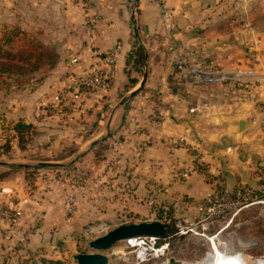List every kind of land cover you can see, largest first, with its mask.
I'll return each mask as SVG.
<instances>
[{
  "label": "crops",
  "instance_id": "0c3cea01",
  "mask_svg": "<svg viewBox=\"0 0 264 264\" xmlns=\"http://www.w3.org/2000/svg\"><path fill=\"white\" fill-rule=\"evenodd\" d=\"M263 4L264 0H87L85 5L0 0V38L16 32L13 40L25 36L59 56L31 90L8 94L0 109L12 127L17 121L32 124L41 148L56 155L68 145L85 146L84 160L89 161L85 170H68L85 175L77 188L52 181V170L29 177L24 172V179L8 162H0V202L22 209L12 224L0 218V264L40 255L62 258L63 247L86 225L104 228L133 222L137 214L148 211L149 200L155 207L173 209L170 221L177 230L166 238L170 246H176V239H196L205 252L207 241L189 231L182 236L179 223L197 222L198 206L217 182L228 187L257 185L259 172H264V85L191 86L178 77L174 59L264 70ZM162 7L169 11L170 27L162 21ZM134 26L147 54V74L136 91L143 74L124 72L129 70L125 60L135 42ZM117 44L119 54L111 68L99 62ZM98 69L108 74L106 90L68 91L64 95L75 104L49 114L44 105L56 98L53 92L60 85L72 87L75 77ZM239 120L245 122L243 130ZM100 144L104 150L97 153ZM75 158L71 153L41 161L72 163ZM185 168L190 173L183 178ZM30 181L33 189L27 187ZM154 184L166 192H157ZM71 196L75 203L68 205ZM127 216L129 221L122 222ZM219 223L224 224L215 222L210 229L214 232ZM242 223L235 217L218 237L253 257V228L240 237L239 228L233 227ZM184 247L179 261L186 264Z\"/></svg>",
  "mask_w": 264,
  "mask_h": 264
},
{
  "label": "rangeland",
  "instance_id": "374dc122",
  "mask_svg": "<svg viewBox=\"0 0 264 264\" xmlns=\"http://www.w3.org/2000/svg\"><path fill=\"white\" fill-rule=\"evenodd\" d=\"M259 4L260 2H258V5ZM134 28H136L138 31V28L136 26H134ZM3 46H0V101H1L0 103L6 102L5 100L6 97L8 96V94L12 92L13 94L14 93L19 94L20 92L22 93L23 90L26 91L31 90V88L33 87V83L39 81L38 77H42L43 75H45V73H48L55 67L59 57L55 49L43 48L42 46L38 45L36 41L35 42L28 41L25 38V36H22V38L19 39L18 41L13 40L11 45H6L5 47ZM10 55H13L14 57H10ZM175 59L173 64L174 68H175ZM26 60L27 62L28 61L29 62L23 63L26 62ZM239 66H246V65H239ZM127 67L129 68V70L124 69L125 73H129L130 71H132L133 69L132 67H130L129 65ZM135 72L138 73L137 75L139 77H142L141 72L138 71ZM186 83L190 84L189 82ZM135 85H137V87L134 90H136L139 87V84L135 83ZM190 85L195 86L193 84ZM260 85H264V84H260ZM212 86H219V85H212ZM231 86H235V85H231ZM68 91L73 92L74 89L71 86L66 87L65 85L61 87L60 85L58 89H56L55 92H53V96H56L55 98L56 101H60V99L62 101L59 103V105H57V102L54 101L55 99L53 100L54 102L53 101L47 102L46 105H44V107L47 109L48 112L50 111L49 114L56 112L57 109L62 110L64 108H67L69 105L75 104L73 98L64 95L68 93ZM62 95L65 96L64 99ZM17 96L18 95H16L15 97ZM117 100L118 97L112 101V104L114 105L115 103H117L118 102ZM80 102L81 104L82 103L85 104L86 100L84 99L83 101ZM36 135L37 133H35L34 130H30L29 132L23 135V139H21L20 142L18 140L17 134L13 130L11 122L8 121V118L5 116V112L0 109V162H8L9 168L14 169L23 178L25 177L24 172L26 173V176L29 177L31 175L32 176L38 174L40 175L43 169H48V170H52V171H48V172H52V176L50 177L52 181H57L59 183L62 182L68 185L69 187H71V185L73 184V180H77L78 185L76 184V186H72V187L77 188L81 186L82 183H84L83 181L85 180V175L80 173L79 174L72 173L71 171L68 170H71L73 166L75 169L79 168L80 171H82L83 168L85 170L86 165L89 162L84 160V155L86 153V150L84 149H86V147L83 146L81 149L80 146H76L75 144L68 145L62 151L58 152L57 153L58 155L57 154L55 155L53 151L45 148H41V146L38 145L37 141L35 140L37 138ZM96 150L97 153L103 152L104 145L100 144L96 146ZM71 153H74V156H76L75 161H73L74 163L76 162V165L73 164V162L72 163L69 162L68 161L69 159H65L58 162L50 161L47 162V165L39 166L40 163L42 162L41 160H43L44 157L57 156V157L65 158L70 156ZM20 163L32 164V165L31 166L26 165L27 167L16 166ZM80 166H83V168H81ZM24 169L26 171H24ZM184 170H182L181 176L183 178H186L187 176L183 175ZM44 174H48V173H44ZM259 175L260 173L258 174V177ZM242 184L254 188L253 185H250L248 183H242ZM27 187H30L29 189H33L35 185H33V182L30 181L28 182ZM25 193L27 192L25 191ZM70 198H72V196ZM70 198L68 199V203ZM147 209L148 211H146L145 213L137 214V216H135L136 219L135 221L133 220L131 221L133 222H141L148 220L151 221L154 218L160 217L161 211L160 212L153 211V209L149 208V206L147 207ZM263 209H264V204H259V203L252 205L246 209H243L237 215V218H240L241 222L243 223L238 226H233L234 229L239 228L238 234L240 237L242 236L245 237L247 234V230H250V227L253 228L254 240L256 245L253 249L252 254L254 258L261 260H264V215L262 213ZM164 210L168 212V214L173 216V209L171 207L167 206L164 208ZM121 221L122 222L129 221L128 216L126 219L123 218ZM123 224H127V223H123ZM123 224H119V225H123ZM99 226L100 224L86 225L81 230V232L77 234L76 239L72 240V242H69L67 244L69 246L63 247L64 248L63 251L66 253L64 254V257L59 258L61 260V264H77L76 261L72 258V255L77 253L95 252L93 248L89 247L88 242L118 225L113 223L106 226L104 225L103 226L104 228H102V226L100 227ZM206 232L208 233V235H210V233H212L213 230L208 228ZM182 236H187V235L185 234ZM182 238L183 237H181V239ZM164 240H168V239H164ZM163 242H164L163 239L159 240V244H162ZM201 242H197L196 239L192 241L180 240L179 242H177L176 239V246H172V245L169 246V248L164 250L162 255L159 256L149 254L148 259L142 262L136 259V255H135L136 247H130L124 241L116 242L112 246V248L104 251V253L109 258L108 264H157L162 260L169 259L170 257L173 258L175 257V259L178 260L183 259L181 247L185 246L183 248V253L185 255L184 258L186 257V264H190L191 262L199 261V258L203 257L200 256L202 255V253L204 254V251L200 246ZM177 244H179L180 246L179 248H177ZM195 253H196L195 255L196 257H192V255ZM42 258L47 260H58V259H51L49 257L46 258L40 255V257L37 256L34 259L36 261L35 263L41 264L39 261L42 260ZM198 263L199 262H196V264Z\"/></svg>",
  "mask_w": 264,
  "mask_h": 264
},
{
  "label": "built area",
  "instance_id": "2783aa9c",
  "mask_svg": "<svg viewBox=\"0 0 264 264\" xmlns=\"http://www.w3.org/2000/svg\"><path fill=\"white\" fill-rule=\"evenodd\" d=\"M60 1L85 5L87 0ZM169 16L170 14L167 8L162 7L161 18L166 27H170L168 22ZM119 48L120 46L117 44L114 48L100 56L98 58L99 62L111 68L119 54ZM175 68L180 80L189 82L195 86L264 84V70L259 67L239 65L234 67H221L216 64L190 62L185 57L177 56L175 59ZM108 85V74L101 70H93L80 74L72 82V88L76 92H87L92 89L106 90ZM189 172L190 169H185L183 175L188 176ZM259 173L260 179L254 188L246 186L245 184L228 187L218 182L215 183L205 194L202 205L198 206L199 215L197 222L190 226H183L179 223L178 233L185 234L189 231L206 239L207 248L202 255L203 257L199 258V261L211 258L217 248L223 253V257L229 258L235 264H239L240 258H247L245 264H254L260 261L264 264V260L248 256L243 251L238 250L233 242L218 237L222 229L227 227L243 209L258 203L264 204V172L261 171ZM77 183V180H73L74 186ZM153 187L159 193L166 192L165 188L159 184H154ZM74 203L75 200H73V197L70 198L68 204L73 205ZM148 206L153 211H156L152 200L148 202ZM21 213L22 209L19 205L10 206L5 202H0V218L2 220H6L12 224L20 218ZM166 213L165 210L162 211L164 217H166ZM161 221L164 222L163 220ZM218 221L224 222V224L221 225L219 223L220 226L214 232L210 233V235L206 234L205 231L214 226V223ZM197 226L199 229H196ZM159 240L160 237L158 236H138L128 238L124 242L130 247H136V259L142 262L148 259L149 254L159 256L162 255L164 250L169 248V240H163L164 242L162 244H159ZM39 262L43 264L41 261ZM196 262L198 261L191 262L190 264H196Z\"/></svg>",
  "mask_w": 264,
  "mask_h": 264
},
{
  "label": "water",
  "instance_id": "95a60500",
  "mask_svg": "<svg viewBox=\"0 0 264 264\" xmlns=\"http://www.w3.org/2000/svg\"><path fill=\"white\" fill-rule=\"evenodd\" d=\"M135 34H138L137 29L134 28ZM146 72L143 74V79L140 82V89L145 77ZM135 90V91H136ZM245 127L244 120H239L238 128L243 130ZM41 165H47V163L41 162ZM264 215V209L262 210ZM168 229V223L162 222L160 220L153 221H141V222H131L123 225H118L103 234L95 237L88 242L89 247L93 248L95 252L90 253H77L72 255V258L77 264H108L109 258L104 253V251L112 248V246L118 241H124L131 237L138 236H164ZM223 261L226 264H235L229 258L223 257ZM159 264H183L178 259L170 257L167 261L160 262Z\"/></svg>",
  "mask_w": 264,
  "mask_h": 264
},
{
  "label": "trees",
  "instance_id": "16d2710c",
  "mask_svg": "<svg viewBox=\"0 0 264 264\" xmlns=\"http://www.w3.org/2000/svg\"><path fill=\"white\" fill-rule=\"evenodd\" d=\"M138 0H134V3H136ZM17 35L16 32H9V33H4L2 38H0V46L3 45H11V43L13 42V38ZM135 37V42L133 44L132 50L130 51V53L127 54L126 56V60H125V64L126 66H130L133 68V70L141 72L142 74H144V70L143 67L145 65V61L147 58V54H146V49L144 47V45L138 40L139 36L138 34H134ZM33 41V40H32ZM30 41V42H32ZM38 43V45L42 46L43 48H50V47H45L43 46L41 43ZM10 57H14L13 55H10ZM29 62V61H28ZM27 60L26 62L23 63H28ZM41 62V61H39ZM135 80H132L129 78V82L132 83ZM13 130L15 131V133L17 134L18 140L21 142V139H23V135L27 132H29L30 130H34L35 133H37V131L35 130V127L32 124L29 123H25L23 121H17L15 122V124L13 125ZM16 166L22 167L25 165H21L18 164ZM41 166V164L39 165ZM38 166V167H39ZM156 211L160 212V220H163L164 222L168 223V229L167 232L164 236H161L160 239L164 240L167 238L168 235L172 234L173 232L176 231L175 226L172 224L171 220V215L168 214V212L166 213V217L163 216L162 211L164 210V208L162 206H156ZM43 264H61V260H47V259H43L40 260ZM36 261L32 258H27L24 259L23 261L19 262L18 264H37L35 263Z\"/></svg>",
  "mask_w": 264,
  "mask_h": 264
},
{
  "label": "bare ground",
  "instance_id": "6f19581e",
  "mask_svg": "<svg viewBox=\"0 0 264 264\" xmlns=\"http://www.w3.org/2000/svg\"><path fill=\"white\" fill-rule=\"evenodd\" d=\"M223 257V253L220 252L217 248L215 250V252L213 253V256L209 259H206V260H200L198 261L199 263L198 264H226L223 259L221 258ZM244 260V262H243ZM245 262H247V258H240L239 259V264H245ZM254 264H263L262 261L258 262V263H254Z\"/></svg>",
  "mask_w": 264,
  "mask_h": 264
}]
</instances>
